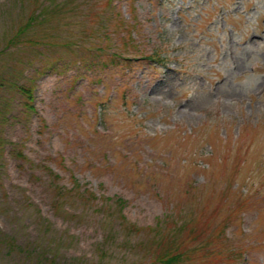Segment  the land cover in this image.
<instances>
[{"label": "rangeland", "instance_id": "rangeland-1", "mask_svg": "<svg viewBox=\"0 0 264 264\" xmlns=\"http://www.w3.org/2000/svg\"><path fill=\"white\" fill-rule=\"evenodd\" d=\"M106 3L0 0V83L21 61L16 81L33 88L47 125L25 119L21 97L0 85V264H143L145 229L170 235L179 224L182 237L197 234L185 238L189 247L206 241L187 264H264V0ZM46 5L56 6L50 22L26 36L53 34L60 44L4 50ZM102 20L107 41L93 37ZM70 35L137 61L123 73L124 63H100L93 75L68 63L61 41ZM57 52L64 58L52 67ZM155 52L166 65L142 60ZM50 170L95 197L56 213ZM120 213L144 230L128 231Z\"/></svg>", "mask_w": 264, "mask_h": 264}, {"label": "trees", "instance_id": "trees-1", "mask_svg": "<svg viewBox=\"0 0 264 264\" xmlns=\"http://www.w3.org/2000/svg\"><path fill=\"white\" fill-rule=\"evenodd\" d=\"M112 3V0H107V6L109 7ZM58 6L60 4H57ZM56 7V6H52ZM50 7V5H46L43 7H34L31 11L30 16L25 21L23 25H21L12 35L11 38H9L6 41L5 49H10L11 46H13V50H15V47L20 44L23 47L27 49H37L38 47H51L52 45L60 44L58 41H52L53 38H56L57 35L50 34V36H43L42 38H36V37H29L26 36L27 32L37 26L40 29L43 28L44 25L49 23V18L52 17L55 14V11L53 8ZM52 10V11H51ZM105 12H107L105 10ZM104 15V13H103ZM105 18L108 20V16L106 15ZM109 21V20H108ZM105 21V22H108ZM104 20L102 22L97 23L98 28H92L95 32L98 31L99 35L96 33L94 35V38H98L99 40H105L112 38L110 35V31L107 30V27L103 30L101 33V30L104 28L103 26ZM106 25V24H105ZM107 26V25H106ZM72 36H67L65 40L61 41V45L63 48L67 51V53L70 55V60L68 63L78 65V68L83 69L86 72H91L93 75L95 74V71L97 70V67H101L99 64L105 65L104 67H109V65L118 66L120 63H124L119 69L121 73L127 72L131 70L132 62H136L137 59H131V58H123L122 55H119L118 52L112 51L104 53V41L100 44L92 43L88 46H85L82 44L83 36L81 38H73L74 40L70 39ZM76 42V46H75ZM129 45V44H128ZM127 46V45H125ZM31 52V50H29ZM78 52L81 53V56L78 55ZM5 53V51L1 52ZM64 53V52H63ZM64 55L57 52L55 55H50V59L47 60V63L50 64V66L53 67L54 64H59V61L63 60ZM27 58H32V52L30 56ZM97 59L96 62L93 60ZM102 59V60H101ZM142 60L158 64V65H166L164 59L162 56L159 55V53L155 52L148 55H143ZM104 61V62H101ZM15 66L13 69H10L8 72L9 74L7 77H5V80H7V83H0V85L3 84L2 87H5L6 89H9L11 93L18 94L21 99L23 100V115L25 119L30 118L33 114H36V123L44 128L47 129V125H45L46 121L43 117L39 116L34 108L33 105V88L27 84L19 83V81H16L15 78V71L20 70V73L22 71V62L18 60H14ZM44 66V65H43ZM80 70V69H79ZM79 99H81L79 97ZM11 100H6L3 103V110L8 111L10 109ZM104 102L98 101L96 103L97 106H99V110L102 111ZM77 113L79 115H84V111L78 109ZM100 119V112H95L92 116V123ZM90 120V119H89ZM88 120V121H89ZM40 129V127H39ZM43 130V129H42ZM3 148V145L0 141V152ZM11 154L15 156L18 160H20L23 163H28V166L31 168H34L35 164L32 160H30L27 155L23 152L22 148H12ZM50 180H49V189L51 191V204L52 209L58 213L59 210H62L63 212L67 213L66 204L68 201L71 200H83L84 202H87L89 199H87L88 195H91L92 197H95L94 194L84 189L83 191H80V185L78 183H74L71 188H66V186L59 183L60 176L57 173H54L50 170ZM73 193V194H72ZM113 201L116 203V205L121 209L124 206V201L121 198H115ZM121 211V210H118ZM119 218L122 220L121 224L126 223V226L128 231H137L141 232L144 229L142 227L136 226L133 223H128L122 213L119 214ZM184 226L182 224L174 225L173 231H171L170 235H163L161 231L158 233L153 232L151 234L152 230L147 228L145 229V236L142 237L139 245L142 246L144 250L147 251V261L143 264H187L191 261V254L195 252L197 249L196 247L205 248L206 247V241L201 240L200 244L195 245L194 247H189V244L185 243V238L192 236V239L195 240L196 235H193L192 232H190L185 237H182L181 234L186 230L183 228ZM221 232V231H220ZM153 239H155L153 241ZM9 248L12 247L13 241L8 242ZM227 249V248H226ZM220 252L217 248L216 252ZM240 253V252H239ZM238 253V255H239ZM44 252H42L41 257H44ZM231 254V253H230ZM51 262L54 261V259L50 260Z\"/></svg>", "mask_w": 264, "mask_h": 264}]
</instances>
